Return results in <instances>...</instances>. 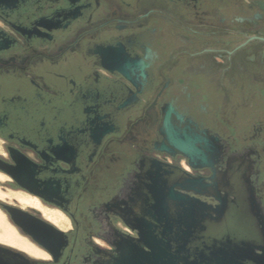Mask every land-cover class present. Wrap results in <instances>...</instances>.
<instances>
[{
  "label": "flooded vegetation",
  "instance_id": "flooded-vegetation-1",
  "mask_svg": "<svg viewBox=\"0 0 264 264\" xmlns=\"http://www.w3.org/2000/svg\"><path fill=\"white\" fill-rule=\"evenodd\" d=\"M135 60L137 86L116 68ZM170 108L219 139L213 167L162 149ZM168 170L203 177L227 199L221 219L211 211L197 228L198 261L264 264V0H0V173L69 223L0 198L8 221L2 203L66 242L55 258L13 223L48 257L0 244L32 264H147L145 244L178 221L154 184Z\"/></svg>",
  "mask_w": 264,
  "mask_h": 264
},
{
  "label": "water",
  "instance_id": "water-1",
  "mask_svg": "<svg viewBox=\"0 0 264 264\" xmlns=\"http://www.w3.org/2000/svg\"><path fill=\"white\" fill-rule=\"evenodd\" d=\"M110 52L104 55L103 65L109 69H114ZM120 52L123 51L120 50ZM124 57L128 58L125 54ZM116 68L130 79L135 86L141 85L137 69H142V67H139L136 60L126 66L120 64ZM141 73L143 72L140 71ZM174 113L170 108L163 118L165 142L162 149L172 155L182 154L188 159L193 168L213 167L211 156L221 151L219 139L207 131L201 130L192 120H184V117L180 115L175 114L177 116L175 121ZM171 173L169 170L164 174L162 173L167 178V180H164L160 178L162 174L157 172L154 184L157 187H165L164 198L160 199V206L166 211L167 218L175 217L178 218V221L176 224L169 222L168 227L171 230H168V232L172 236L168 235L166 239H158L152 236L150 242L145 244L147 264H211L209 262L211 256L208 257L207 253L201 256V259L204 260L200 261L195 257V254H192L195 250L193 245L198 242L194 235L198 227L206 226V221L212 217L211 211L216 213L215 220L222 218L226 209V196L218 191L210 193L207 188L209 183L203 177L192 176L185 172L182 176L176 177L171 176ZM12 176L19 184L31 190V187L22 182L16 174ZM190 193H193V195ZM197 195H214L218 200V205L213 208ZM171 204L178 206L179 212L175 216L168 213ZM2 205L11 215L14 225L43 248L54 253L55 258L57 257L55 252L58 253L66 244L63 238L64 233L61 230L43 219L32 216L22 208L4 203ZM173 228L175 230L172 231ZM144 240L141 235L135 238L134 249L142 248V244L146 242ZM174 244H177L179 254L172 252ZM133 258L137 259L134 255ZM214 260L215 264H223L218 257H215ZM0 264H32V260L22 252L0 244Z\"/></svg>",
  "mask_w": 264,
  "mask_h": 264
},
{
  "label": "rangeland",
  "instance_id": "rangeland-1",
  "mask_svg": "<svg viewBox=\"0 0 264 264\" xmlns=\"http://www.w3.org/2000/svg\"><path fill=\"white\" fill-rule=\"evenodd\" d=\"M6 178L7 177L5 175L0 173V198L1 199L7 200V201H16V202L18 201V203H20L21 205L25 204V207H28V205L40 206L43 209V212L44 213L46 212L47 216L49 218L53 219L57 224H59L60 226H62L64 228H67L69 226L68 220L65 218V216L61 212L51 211V210L47 209L46 207H43V205H41L36 198H34V197L24 193V192L13 191L4 181ZM0 210L3 211L1 206H0ZM51 214H52V216H51ZM9 222L11 224H13L11 221H9ZM19 232H20V234H22L23 236L26 237V235L24 233H22L21 231H19ZM24 240H30V239L27 238ZM30 241L32 242V240H30ZM30 247H32V246L30 245ZM16 249H20V248H16ZM32 249H34V248L32 247ZM36 250L37 249H34L33 251H35L34 253L37 254ZM38 255L36 257H42V258L48 257V254L46 252L38 254Z\"/></svg>",
  "mask_w": 264,
  "mask_h": 264
},
{
  "label": "bare ground",
  "instance_id": "bare-ground-1",
  "mask_svg": "<svg viewBox=\"0 0 264 264\" xmlns=\"http://www.w3.org/2000/svg\"><path fill=\"white\" fill-rule=\"evenodd\" d=\"M45 215L47 216L46 212ZM6 217L7 216L5 215V213L0 210V243H6L21 248L34 256H37L41 253H45V251L42 250L40 247L36 246L34 242H31L30 240H24L27 238L20 234L18 229L13 224H11ZM30 245L34 249H37V254L34 253L35 251H33L34 249H32Z\"/></svg>",
  "mask_w": 264,
  "mask_h": 264
}]
</instances>
